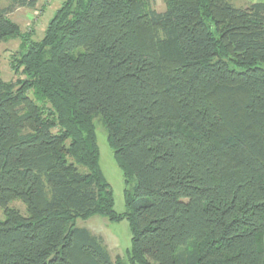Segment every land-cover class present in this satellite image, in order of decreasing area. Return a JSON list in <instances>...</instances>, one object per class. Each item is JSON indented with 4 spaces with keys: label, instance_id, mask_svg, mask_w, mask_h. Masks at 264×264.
Instances as JSON below:
<instances>
[{
    "label": "trees",
    "instance_id": "obj_1",
    "mask_svg": "<svg viewBox=\"0 0 264 264\" xmlns=\"http://www.w3.org/2000/svg\"><path fill=\"white\" fill-rule=\"evenodd\" d=\"M36 1L0 8L23 76L0 79V264H264V2L62 0L34 39L7 15ZM92 215L128 219L125 261Z\"/></svg>",
    "mask_w": 264,
    "mask_h": 264
},
{
    "label": "rangeland",
    "instance_id": "obj_2",
    "mask_svg": "<svg viewBox=\"0 0 264 264\" xmlns=\"http://www.w3.org/2000/svg\"><path fill=\"white\" fill-rule=\"evenodd\" d=\"M62 0H37L34 8L17 7L7 16L18 24L22 32L32 33V38L40 39L47 21L53 15L56 6H59ZM8 0H0V8L6 6ZM153 8L162 11L164 5L162 0H151ZM21 41L18 38L8 39L0 42V79L3 81L15 80L17 77H23L15 74L11 65L19 53L22 52ZM96 143L99 150V165L106 181L109 183L114 199V210L117 213H124L126 210L124 190L132 191L133 182L125 183L121 170L117 166L112 150L108 145L106 130L99 117H94ZM10 206L25 213V204L16 199L10 203ZM4 213L0 207V220H4ZM75 225L83 227L104 239L112 257L127 259V249L131 246V230L127 218L118 221H110L102 215H92L91 217L75 220Z\"/></svg>",
    "mask_w": 264,
    "mask_h": 264
},
{
    "label": "crops",
    "instance_id": "obj_3",
    "mask_svg": "<svg viewBox=\"0 0 264 264\" xmlns=\"http://www.w3.org/2000/svg\"><path fill=\"white\" fill-rule=\"evenodd\" d=\"M253 2H264V0H232V3H233L235 6H237V7H244V6H246L248 3H253ZM57 7H58V6H56V8H57ZM93 234H94V233H93ZM94 235H95V234H94ZM102 240H103V244L105 245V247H106V249H107V251H108V253H109L111 259L114 260L115 258L111 256L110 251H109L107 245L105 244L103 238H102ZM263 242H264V235H263Z\"/></svg>",
    "mask_w": 264,
    "mask_h": 264
}]
</instances>
